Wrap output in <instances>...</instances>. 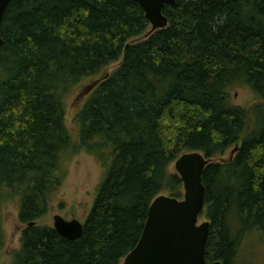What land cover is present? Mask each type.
<instances>
[{
	"label": "trees",
	"instance_id": "obj_1",
	"mask_svg": "<svg viewBox=\"0 0 264 264\" xmlns=\"http://www.w3.org/2000/svg\"><path fill=\"white\" fill-rule=\"evenodd\" d=\"M162 13L167 26L150 32L135 0H10L0 26V250L6 190L20 195L24 225L13 264H122L152 200L181 197L169 166L184 152L212 159L202 173L206 260L237 264L242 230L264 233V0H175ZM116 61L77 111L74 136L65 99ZM238 85L257 102L233 104ZM78 150L104 176L80 238L68 240L36 221L62 159Z\"/></svg>",
	"mask_w": 264,
	"mask_h": 264
},
{
	"label": "water",
	"instance_id": "obj_2",
	"mask_svg": "<svg viewBox=\"0 0 264 264\" xmlns=\"http://www.w3.org/2000/svg\"><path fill=\"white\" fill-rule=\"evenodd\" d=\"M135 1L145 13L150 32L167 26L162 8L164 5L173 6L175 0ZM9 2L0 0V26ZM2 43L0 35V46ZM211 161L199 151L184 152L174 160V170L184 190L182 198L158 195L152 200L142 234L122 264H222L218 260H206L210 221L198 223L205 205L202 173ZM32 224L33 221L29 222ZM53 228L65 239L75 240L80 238L83 225L76 219L66 220L57 214Z\"/></svg>",
	"mask_w": 264,
	"mask_h": 264
},
{
	"label": "rangeland",
	"instance_id": "obj_3",
	"mask_svg": "<svg viewBox=\"0 0 264 264\" xmlns=\"http://www.w3.org/2000/svg\"><path fill=\"white\" fill-rule=\"evenodd\" d=\"M120 61L110 63L103 67L97 76L87 78L81 82L73 92L65 99L66 102V126L76 136L77 124L75 117L77 111L88 97L96 83L108 76ZM233 104L241 106L253 105L257 102V95L248 87L238 85L229 89ZM232 150V149H231ZM228 150L221 158L231 156ZM169 170H174L173 162ZM59 177V185H56L46 204V211L37 223L53 226L54 216L59 214L66 220L76 219L83 223L86 219L97 191L104 176V166L97 157L84 150H78L72 156L64 157L60 167L56 170ZM1 201L2 226L4 230V244L0 250V264H13L15 253L20 248V234L23 224L18 219L20 195L11 194L4 190ZM161 195H169L162 192ZM183 188L181 186V198ZM207 218L199 217L198 223ZM240 238L237 264H264V233L242 230Z\"/></svg>",
	"mask_w": 264,
	"mask_h": 264
}]
</instances>
